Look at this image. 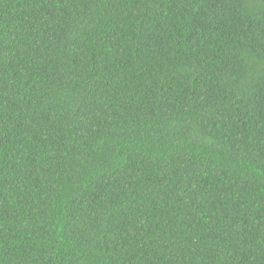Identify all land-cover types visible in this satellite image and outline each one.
I'll return each instance as SVG.
<instances>
[{"label": "trees", "instance_id": "obj_1", "mask_svg": "<svg viewBox=\"0 0 264 264\" xmlns=\"http://www.w3.org/2000/svg\"><path fill=\"white\" fill-rule=\"evenodd\" d=\"M0 264H264V0H0Z\"/></svg>", "mask_w": 264, "mask_h": 264}]
</instances>
